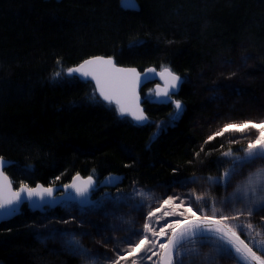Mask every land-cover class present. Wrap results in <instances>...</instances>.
Listing matches in <instances>:
<instances>
[{"label": "trees", "instance_id": "obj_1", "mask_svg": "<svg viewBox=\"0 0 264 264\" xmlns=\"http://www.w3.org/2000/svg\"><path fill=\"white\" fill-rule=\"evenodd\" d=\"M134 2L135 9H123L121 0H0V156L15 163L5 170L15 188L22 181L47 186L56 176V185H63L93 169L98 183L109 174L124 175L118 187L126 193L133 182L153 189L193 174L217 176L219 145L236 150L246 140L237 133L238 144L220 137L204 145L207 136L229 121L264 120V0ZM93 55L112 56L118 65L140 71L168 67L180 75V118L171 120L172 105L148 101L149 85L142 90L149 120L138 126L110 110L114 106L91 100V83L52 79L54 71ZM213 88L221 92L210 99ZM201 146L211 155L202 153V162L189 164ZM232 190L211 187L210 195L219 200ZM118 209L133 216L110 209L75 213L76 221L62 226L91 233L83 235L86 247L93 243L100 264H106L103 254L114 244L103 240L125 234L113 233L116 217L141 224L130 205ZM61 211L53 212L55 221L72 219ZM44 217L24 206L20 216L0 225V264H86L65 251L59 237L49 238L52 228ZM216 264L235 261L221 258Z\"/></svg>", "mask_w": 264, "mask_h": 264}, {"label": "snow or ice", "instance_id": "obj_2", "mask_svg": "<svg viewBox=\"0 0 264 264\" xmlns=\"http://www.w3.org/2000/svg\"><path fill=\"white\" fill-rule=\"evenodd\" d=\"M136 7L134 0H121L123 9ZM56 64L60 66L62 61L57 59ZM156 76L163 81V86L158 83L154 89H149L147 99L155 102V97L161 103L173 105L175 111L169 115L175 121L184 111L182 101L173 99L175 90L183 81L168 67H162L159 72L156 68H146L141 72L134 67L118 66L112 56L93 55L74 66L54 71L52 79L93 83L91 100L114 106L110 110L120 118L130 117L136 125L143 126L149 118L141 106V85ZM237 133L246 140V146L241 144L236 150L232 147L225 150L221 143L217 149L219 156L213 161L219 175L206 178L210 188L227 190L234 178L241 177L232 192L219 200L212 197L209 190L198 191L190 187L197 184L195 174L190 179H174L161 196H156L150 189L137 187L135 182L129 192H123L118 187L121 178L112 174L98 184L95 169L87 176L77 172L70 183L62 185V190L56 185L60 176L47 186L41 183L32 186L22 181L18 188H14L12 180L4 172L10 164L0 156V220L17 215L25 203L41 210L76 206L82 211L86 208L103 210L108 205L113 209L130 205L139 214L140 227L134 226V220L116 217L120 223L111 226L113 233L123 231L125 234L103 240L105 245L114 244L110 252L103 254L106 264H216L221 258L234 260L235 264H264V120L223 123L207 136L204 145L220 137L227 139L230 145L238 144ZM120 150L127 152L122 145ZM202 153L211 155L201 146L188 163L202 162ZM257 162H260L258 166ZM249 166L252 167L247 174H243ZM178 171L174 168L173 174ZM101 186L114 187L116 193L106 191L100 199L93 200L92 196ZM177 187L188 191L176 192L174 189ZM57 191H60L59 197L56 196ZM256 216L260 221L253 223ZM61 221L72 223L76 217L71 220L61 218ZM94 227L100 234L99 226ZM80 235L91 233L82 232ZM56 237L61 239L65 251L71 255L83 259L86 264H100L99 255L83 245L76 231L50 229L49 238ZM204 248L208 251H202Z\"/></svg>", "mask_w": 264, "mask_h": 264}, {"label": "rangeland", "instance_id": "obj_3", "mask_svg": "<svg viewBox=\"0 0 264 264\" xmlns=\"http://www.w3.org/2000/svg\"><path fill=\"white\" fill-rule=\"evenodd\" d=\"M242 64L245 63V60H242L241 61ZM149 89H154V85H149L148 87V90ZM220 92L221 90L219 88H213L212 91H211V94H210V99H215L217 98L219 95H220ZM147 94H148V91H147ZM226 95V94H225ZM250 167L252 166H249V167H246L244 170H243V174H247V172L249 171ZM241 177L240 176H237L236 178H234L233 180V184L232 186H229V190H232L233 189V186L235 185V183L240 179ZM190 187H195L197 188L198 191L200 190H209L210 191V186L209 184L207 183V179L206 178H198V181H197V184L196 185H192ZM144 189H149V188H144ZM156 196H161L166 190L167 188H164V187H158V188H154V189H150ZM176 192H187L188 189L184 188H175L174 189ZM103 193L99 194L98 196H96V200L100 199L102 197ZM154 203V202H153ZM111 205H108L106 208L110 207ZM106 208L103 209V210H93V209H84L83 211L79 208V207H76V206H72V207H63L61 206V212H63V214L67 217H72L73 214L75 213H78L79 215L81 214H85L87 212H91V213H102V212H105L106 211ZM53 212L54 211H48L46 214H44L45 217H48L49 216V221H45V226H47L48 228H56V229H63L64 226V223L62 221H55L56 220V217L53 215ZM137 217V215H135ZM44 217V218H45ZM67 227V226H66ZM69 231H73L71 230V226L70 227H67ZM77 235H78V232L76 231ZM78 237L81 239V242L83 243V245L86 247V244L89 242L88 240H86V238H84L83 235H78ZM90 250H92L94 252V254H97L95 252V245L92 243L89 247H88ZM101 263V262H100Z\"/></svg>", "mask_w": 264, "mask_h": 264}, {"label": "water", "instance_id": "obj_4", "mask_svg": "<svg viewBox=\"0 0 264 264\" xmlns=\"http://www.w3.org/2000/svg\"><path fill=\"white\" fill-rule=\"evenodd\" d=\"M56 1H58V2H60L61 0H56ZM115 60V59H114ZM118 66H120V65H118ZM120 67H123V66H120ZM126 68H130V67H126ZM135 68V67H134ZM149 68H155V67H149ZM138 71H140L138 68H136ZM157 70V69H156ZM159 71H161V70H157V72H159ZM141 72H143V71H141ZM178 75V74H177ZM180 76V75H179ZM181 77V76H180ZM182 78V77H181ZM182 83L179 85V87L175 90V95L173 96V99H175V96H177L179 93H180V91H181V89H182V86H183V84H184V80H183V78H182ZM161 84V86H163V81H161L160 79H159V77L158 76H156V77H154L152 80H150L149 82H147L146 84H142L141 85V89H140V94H141V106H142V108L144 109V111H145V113H146V108H145V106H144V98H143V96H142V90L146 87V86H148V85H150V84H155L154 85V88H155V86H156V84ZM92 85H93V87H94V84L93 83H91ZM153 100L155 101V102H152V104H154V105H158V106H169V105H171V104H168V103H161V102H159L158 100H156L155 99V97H153ZM104 103V102H103ZM172 107L174 108V106L172 105ZM175 110V109H174ZM146 115H147V113H146ZM148 116V115H147ZM126 118H128L129 120H131V118L130 117H126ZM132 121V120H131ZM134 124H135V122L134 121H132ZM147 124V123H146ZM146 124H144V125H146ZM143 125V126H144ZM139 126V125H138ZM5 159V158H4ZM5 161H7V162H9V164H10V166H6L5 168H4V172H5V170H7L8 168H10L11 166H13L15 163L13 162V161H11V160H8V159H5ZM5 174L7 175V173L5 172ZM112 175H114V176H119L120 178H121V182L118 184V186L120 185V184H122V182H123V180H124V175H122V174H112ZM8 176V175H7ZM82 176V175H81ZM107 176H109V175H107ZM106 176V177H107ZM9 177V176H8ZM106 177H104L101 181H104L105 180V178ZM9 179H11L10 177H9ZM100 181V182H101ZM99 182V183H100ZM70 183V182H69ZM98 183V184H99ZM58 187H60L61 188V190H62V185H57ZM13 187H14V185H13ZM15 188V187H14ZM114 187H109V188H104V187H100V189H113ZM95 194V193H94ZM56 196L57 197H59L60 196V191H57L56 192ZM93 200H96V198H93ZM24 206H26V208L28 209V210H30L31 212H35V213H40V214H46L49 210H54V209H56L57 207H59V206H55V207H51V208H46V209H44V210H41V209H39V208H32V207H30L29 206V204L28 203H25V204H23L21 207H20V210H19V213L17 214V215H15V216H13V217H10V218H7V219H3V220H0V225L1 224H3V223H5V222H9V221H11V220H13L14 218H16V217H18V216H20L21 214H22V211H23V207ZM243 238V237H242Z\"/></svg>", "mask_w": 264, "mask_h": 264}, {"label": "bare ground", "instance_id": "obj_5", "mask_svg": "<svg viewBox=\"0 0 264 264\" xmlns=\"http://www.w3.org/2000/svg\"><path fill=\"white\" fill-rule=\"evenodd\" d=\"M158 187H161V186H156V187H153V189L154 188H158ZM93 198H94V195H93ZM59 208H61V206H59V207H57L56 209H54V210H49V212L50 211H56L57 209H59ZM86 209H90V208H86ZM109 209H110V211L111 212H114V213H117V212H122V213H117V214H119V215H123V216H133V214H132V212L130 211V210H126V211H120L119 209H113V207H111V208H106V210H108L107 212H109ZM130 218V217H129Z\"/></svg>", "mask_w": 264, "mask_h": 264}]
</instances>
